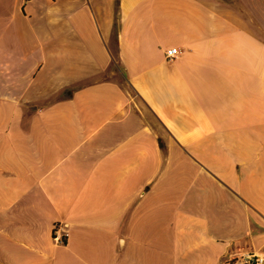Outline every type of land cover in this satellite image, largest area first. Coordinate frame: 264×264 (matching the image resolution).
Listing matches in <instances>:
<instances>
[{
    "label": "crops",
    "instance_id": "0c3cea01",
    "mask_svg": "<svg viewBox=\"0 0 264 264\" xmlns=\"http://www.w3.org/2000/svg\"><path fill=\"white\" fill-rule=\"evenodd\" d=\"M245 250L264 252V0H0V264Z\"/></svg>",
    "mask_w": 264,
    "mask_h": 264
},
{
    "label": "built area",
    "instance_id": "2783aa9c",
    "mask_svg": "<svg viewBox=\"0 0 264 264\" xmlns=\"http://www.w3.org/2000/svg\"><path fill=\"white\" fill-rule=\"evenodd\" d=\"M165 56L167 59L175 57L180 49L176 46L165 48ZM67 230L61 221H56L52 227V238L57 243H63L66 240ZM228 261L231 264H264V252L256 250H245L240 253H230Z\"/></svg>",
    "mask_w": 264,
    "mask_h": 264
},
{
    "label": "rangeland",
    "instance_id": "374dc122",
    "mask_svg": "<svg viewBox=\"0 0 264 264\" xmlns=\"http://www.w3.org/2000/svg\"><path fill=\"white\" fill-rule=\"evenodd\" d=\"M118 74H119V77H120V78H122V75H121V73L119 72Z\"/></svg>",
    "mask_w": 264,
    "mask_h": 264
}]
</instances>
